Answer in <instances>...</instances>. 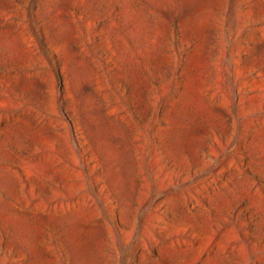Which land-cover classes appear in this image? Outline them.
<instances>
[{
    "label": "rangeland",
    "instance_id": "374dc122",
    "mask_svg": "<svg viewBox=\"0 0 264 264\" xmlns=\"http://www.w3.org/2000/svg\"><path fill=\"white\" fill-rule=\"evenodd\" d=\"M0 264H264V0H0Z\"/></svg>",
    "mask_w": 264,
    "mask_h": 264
}]
</instances>
